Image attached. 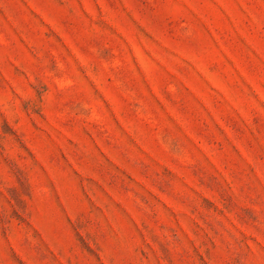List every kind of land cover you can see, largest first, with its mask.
<instances>
[{"label":"rangeland","instance_id":"374dc122","mask_svg":"<svg viewBox=\"0 0 264 264\" xmlns=\"http://www.w3.org/2000/svg\"><path fill=\"white\" fill-rule=\"evenodd\" d=\"M0 264H264V0H0Z\"/></svg>","mask_w":264,"mask_h":264}]
</instances>
